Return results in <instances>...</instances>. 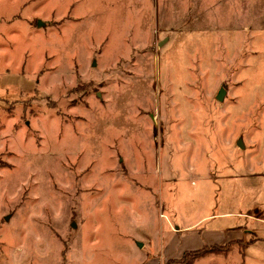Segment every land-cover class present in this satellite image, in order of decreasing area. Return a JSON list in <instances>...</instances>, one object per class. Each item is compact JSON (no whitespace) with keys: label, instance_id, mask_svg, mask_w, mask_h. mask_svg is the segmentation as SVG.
<instances>
[{"label":"rangeland","instance_id":"rangeland-1","mask_svg":"<svg viewBox=\"0 0 264 264\" xmlns=\"http://www.w3.org/2000/svg\"><path fill=\"white\" fill-rule=\"evenodd\" d=\"M191 224L255 238L196 264H264V0H0V264L153 263Z\"/></svg>","mask_w":264,"mask_h":264},{"label":"crops","instance_id":"crops-1","mask_svg":"<svg viewBox=\"0 0 264 264\" xmlns=\"http://www.w3.org/2000/svg\"><path fill=\"white\" fill-rule=\"evenodd\" d=\"M199 161L195 160L194 162H197V164H199ZM232 214L237 217L238 215H241V214L244 215L245 213H232ZM249 214H252L251 216L255 218L258 217L256 214H254V212L252 213L249 212ZM177 230L178 231L176 233H178V236H177L178 238H176V240H178V242L182 241V244H183L182 247L177 248L176 247L177 245L176 246L171 245L172 247L168 249V254L166 256L163 254H160L155 259H153V263L148 262L145 264H165L168 259H179L182 257V255L185 252L197 250L206 245H218V244L224 245L230 241L242 240L244 244V248H245L248 244L255 241V238L248 239L246 241V239L243 238V236L245 235L244 232H240L239 228L229 226V225L220 227V229H218V226H204L203 228H198V226H195V224H191V225H184L180 228H177ZM247 231L254 232V229H250V227H247ZM211 255L218 256V254H209V255L199 258L198 260L194 262V264H196L197 261H199L200 259L211 256Z\"/></svg>","mask_w":264,"mask_h":264},{"label":"trees","instance_id":"trees-1","mask_svg":"<svg viewBox=\"0 0 264 264\" xmlns=\"http://www.w3.org/2000/svg\"><path fill=\"white\" fill-rule=\"evenodd\" d=\"M234 246H239L242 251L243 241H230L224 245H206L200 249L185 252L179 259H168L165 264H194L196 260L209 254L226 255Z\"/></svg>","mask_w":264,"mask_h":264},{"label":"water","instance_id":"water-1","mask_svg":"<svg viewBox=\"0 0 264 264\" xmlns=\"http://www.w3.org/2000/svg\"><path fill=\"white\" fill-rule=\"evenodd\" d=\"M38 24L40 25V21H38ZM164 41H160L159 45L161 46L163 44ZM94 64V63H93ZM216 99L221 101L223 99V89L221 88L217 95H216ZM236 145L240 148H243L244 145H243V142H242V139L239 138L237 141H236Z\"/></svg>","mask_w":264,"mask_h":264}]
</instances>
